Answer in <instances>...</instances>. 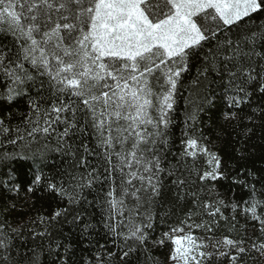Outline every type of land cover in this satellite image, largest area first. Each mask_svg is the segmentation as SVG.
I'll return each mask as SVG.
<instances>
[{
  "label": "snow or ice",
  "instance_id": "snow-or-ice-1",
  "mask_svg": "<svg viewBox=\"0 0 264 264\" xmlns=\"http://www.w3.org/2000/svg\"><path fill=\"white\" fill-rule=\"evenodd\" d=\"M0 264H264V0H0Z\"/></svg>",
  "mask_w": 264,
  "mask_h": 264
},
{
  "label": "trees",
  "instance_id": "trees-1",
  "mask_svg": "<svg viewBox=\"0 0 264 264\" xmlns=\"http://www.w3.org/2000/svg\"><path fill=\"white\" fill-rule=\"evenodd\" d=\"M259 163V162H258Z\"/></svg>",
  "mask_w": 264,
  "mask_h": 264
}]
</instances>
